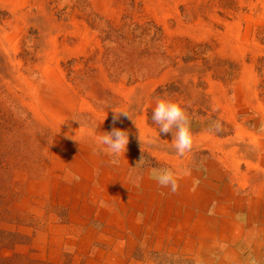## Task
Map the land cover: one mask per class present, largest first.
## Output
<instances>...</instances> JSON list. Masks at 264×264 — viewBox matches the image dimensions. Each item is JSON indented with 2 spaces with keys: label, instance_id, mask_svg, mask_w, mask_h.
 I'll list each match as a JSON object with an SVG mask.
<instances>
[{
  "label": "rangeland",
  "instance_id": "1",
  "mask_svg": "<svg viewBox=\"0 0 264 264\" xmlns=\"http://www.w3.org/2000/svg\"><path fill=\"white\" fill-rule=\"evenodd\" d=\"M0 30L31 85L0 64V264L191 262L168 247L200 240V226L219 236L226 219L264 244V164L199 141L241 136L264 161V0H0ZM158 97L188 115L196 145L183 157L136 137L142 118L171 147L151 119ZM140 101L139 118L113 121L109 106ZM113 127L128 133L119 154L94 135Z\"/></svg>",
  "mask_w": 264,
  "mask_h": 264
},
{
  "label": "bare ground",
  "instance_id": "2",
  "mask_svg": "<svg viewBox=\"0 0 264 264\" xmlns=\"http://www.w3.org/2000/svg\"><path fill=\"white\" fill-rule=\"evenodd\" d=\"M41 25H42V29H44V31H47V32H52L55 29H58V28H60L62 26V25L56 23L55 19L52 17V15L50 13H49V15H47V17L44 19V21L41 23ZM11 40H12L11 36L3 35V32L0 30V64H1V68L4 71L6 70L8 76L11 79H13V81H16L19 84V86L23 87L27 91H30L31 90V85L27 81V79H25L20 74V72H19V69H20L19 64H17L15 59H14V54H15L13 52L14 49L13 48H8V43H10ZM42 45L45 48L48 47L50 50H52V45L53 44L49 45L48 40L44 41L42 43ZM53 50H55V49H53ZM45 70H46V68H45ZM252 80H253V77H252ZM132 91H130L129 93H132ZM251 92L254 93L253 92V88H252ZM198 96L199 95H197V97ZM141 104H142V102L140 101V104L138 102V107L137 108H133L132 107L130 110H128V111H131L132 113L127 111L126 113L128 115L121 114L122 118L123 117L132 118L131 116L133 114L135 115V117L139 118L138 114H139V111H140L139 108L142 107ZM119 119L121 120L120 117H119ZM141 119H139L137 121L138 123L136 122L137 124L134 126V130L137 133L136 137L138 135L140 138L145 139V141H149L152 144V146L158 148V150L161 151V152L166 153L167 152L166 148L169 149V151L171 150V148H172V150H174L172 145L170 147V146H167L168 144L166 145L165 143H160V142L152 139V137L154 138L153 133L150 130H147L146 128L143 127V124L141 123ZM239 129H240V127H239ZM250 136H252V135H250ZM240 137L241 136H239L237 139L230 138V139H227V140H219V139H215L214 137L212 138V137L208 136V137H204L203 140H202V138H200L199 141L200 142L204 141L206 143L209 142V144L208 143L207 144L210 145V146H215L217 148H221V149H224V150L227 149V151L229 152V156L234 158V161H238V160H241L242 158L245 159L246 157H248L249 159H252V160L261 161L264 164V161H262V159H263L262 156L258 155V150L256 148H252V147L249 148L248 145L244 144V140H243L244 138H240ZM194 144L196 145V143H193V145ZM192 148H193V146H192ZM240 152H244V154H242ZM248 163L252 166V164H251L252 162L249 161ZM221 194H223V193H221ZM222 201H224V200H222ZM222 212H224V210ZM202 223H203V221H202ZM201 227L202 226H200L196 230V234H197L198 231L200 233L199 236L198 235L196 236L197 238L200 237V240L196 239V238H192V239L187 240V241H183L181 239L180 240L176 239L175 242H174V245L176 247L172 246V245H171V247H168V249L170 251H172L174 254H177V255L184 256V254H186V253L192 254L193 258L189 260L191 262L187 261V262H184V263H178L177 261H175V262H172V264H193V263L194 264H264V252H263L264 244H262L260 242H257V241H254V240H253V242H252V240L250 241V240H247V239H245V241L242 240L240 238L241 236L239 234L241 232V230H240L241 226L238 223L231 222V223H229L228 227H225V225H223L220 228L221 232H219L220 233L219 236L216 235V232H212V229H211V231L207 232V230H205V229L200 230V229H202ZM258 229H260V228H258ZM262 231H264V230H262ZM234 233H236V235H234ZM253 234H254V232H253ZM163 241H164V238H161V239H159L158 242H156L158 244V246H160V248L163 247ZM183 243L188 245V246H185L182 250H179L178 248L181 247V245ZM151 244H152V242H151ZM196 247H197V250H195ZM185 248H188V250L191 249V251L189 250V251H186V252L184 251L183 252V250ZM189 254H186L187 257H190ZM185 260H187V259H185ZM192 260H193V262H192ZM170 263L171 262H165V263H160V264H170ZM150 264H155V263L152 262Z\"/></svg>",
  "mask_w": 264,
  "mask_h": 264
},
{
  "label": "clouds",
  "instance_id": "3",
  "mask_svg": "<svg viewBox=\"0 0 264 264\" xmlns=\"http://www.w3.org/2000/svg\"><path fill=\"white\" fill-rule=\"evenodd\" d=\"M108 109H111L114 114L113 121H116L120 114L128 115L124 111L115 110L113 106H109ZM151 119L154 124L158 125V133H172L170 144L174 148L177 156L183 157L187 152L191 151L193 136L189 118L185 109L178 102L167 97L156 98ZM213 127L219 130L221 125L219 122H214ZM94 135L96 142L111 154H119L126 150V145L128 144V133L126 130L113 127L110 131L102 133L95 131ZM152 175L159 185L168 187L172 192L177 190L178 183L176 175L171 169H153Z\"/></svg>",
  "mask_w": 264,
  "mask_h": 264
},
{
  "label": "crops",
  "instance_id": "4",
  "mask_svg": "<svg viewBox=\"0 0 264 264\" xmlns=\"http://www.w3.org/2000/svg\"><path fill=\"white\" fill-rule=\"evenodd\" d=\"M227 215H231V214H227ZM231 222H234L233 220H228V219H226V220H224L222 223H221V225H220V227H222L223 225H225V227H228L229 226V223H231Z\"/></svg>",
  "mask_w": 264,
  "mask_h": 264
}]
</instances>
